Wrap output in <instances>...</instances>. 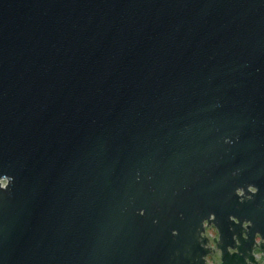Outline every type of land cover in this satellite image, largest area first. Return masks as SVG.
<instances>
[{"label": "water", "instance_id": "water-1", "mask_svg": "<svg viewBox=\"0 0 264 264\" xmlns=\"http://www.w3.org/2000/svg\"><path fill=\"white\" fill-rule=\"evenodd\" d=\"M0 173V264H203V218L264 231V0H0Z\"/></svg>", "mask_w": 264, "mask_h": 264}, {"label": "clouds", "instance_id": "clouds-1", "mask_svg": "<svg viewBox=\"0 0 264 264\" xmlns=\"http://www.w3.org/2000/svg\"><path fill=\"white\" fill-rule=\"evenodd\" d=\"M241 173L240 168H236L232 171V176H238ZM14 178L6 173H0V192L8 189ZM259 191V186L255 183L249 182L245 184H237L233 192L239 198V201L254 199V194ZM141 215L144 214V209L137 210ZM214 213L210 212L209 216ZM229 219L239 224L241 227L240 232L234 230L233 225H229L232 231L231 240L233 243H227L226 248L229 254H237V256H243V264H264V231L256 228L254 231V221L252 218L245 217L241 219L234 213H229ZM154 223L157 222L155 219ZM203 230H197V242L201 249H211V251H203L197 260L203 261V264H225L223 259L224 246L221 241L223 236L217 225L209 224L207 218L202 219ZM172 234L176 235L178 230L176 228L171 229ZM243 240H250L251 246L245 251L241 250V244ZM186 251L191 253V248H187ZM247 253V254H246ZM235 264H241L239 259L236 260Z\"/></svg>", "mask_w": 264, "mask_h": 264}]
</instances>
